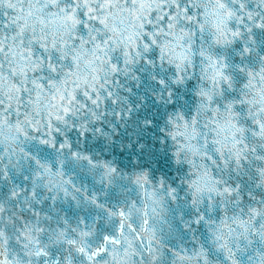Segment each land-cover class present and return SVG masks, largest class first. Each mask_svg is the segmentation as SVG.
Here are the masks:
<instances>
[{
  "label": "snow or ice",
  "instance_id": "snow-or-ice-1",
  "mask_svg": "<svg viewBox=\"0 0 264 264\" xmlns=\"http://www.w3.org/2000/svg\"><path fill=\"white\" fill-rule=\"evenodd\" d=\"M0 264H264V0H0Z\"/></svg>",
  "mask_w": 264,
  "mask_h": 264
}]
</instances>
